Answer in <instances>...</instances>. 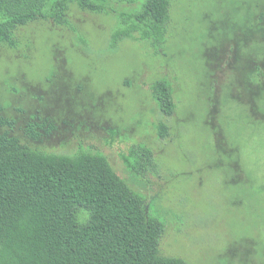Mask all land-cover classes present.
<instances>
[{"label":"rangeland","instance_id":"obj_1","mask_svg":"<svg viewBox=\"0 0 264 264\" xmlns=\"http://www.w3.org/2000/svg\"><path fill=\"white\" fill-rule=\"evenodd\" d=\"M258 1L264 5L171 0L169 37L159 51L132 41L111 49L115 14L76 5L67 25L30 24L16 49L0 45V117L26 106V93L44 96V114L68 119L47 149L105 155L165 221L163 255L190 264H264V104L253 111L246 71L264 58V30L250 28ZM233 49L240 61L226 60ZM161 79L173 85L172 117L153 98ZM160 122L169 127L166 139ZM134 146L155 153L140 175L127 161Z\"/></svg>","mask_w":264,"mask_h":264},{"label":"trees","instance_id":"obj_2","mask_svg":"<svg viewBox=\"0 0 264 264\" xmlns=\"http://www.w3.org/2000/svg\"><path fill=\"white\" fill-rule=\"evenodd\" d=\"M73 5L88 13L115 14L119 25L110 43L113 50L126 41L150 44L157 51L166 46L171 0H0V45L16 49L19 31L35 22L67 25ZM117 6L128 7L119 11ZM255 9L256 26L250 28L261 25L264 30V5L258 1ZM229 53V62L241 60L235 58L241 53ZM224 64L225 72L229 65ZM246 71L255 111L264 104V58H253ZM152 94L164 116L177 112L170 81H156ZM23 97L26 106H15L7 119L0 117V264H190L161 253L165 221L153 213V201L134 190L105 155L49 151L46 144L68 119L44 114L42 95ZM157 130L162 139L170 134L164 122ZM129 154L127 161H133L130 167L138 175L140 168L155 164L147 146H134Z\"/></svg>","mask_w":264,"mask_h":264}]
</instances>
